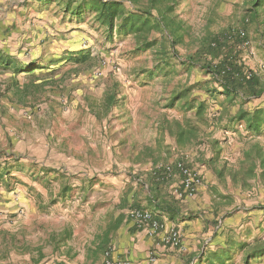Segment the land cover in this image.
Instances as JSON below:
<instances>
[{
  "label": "rangeland",
  "instance_id": "rangeland-1",
  "mask_svg": "<svg viewBox=\"0 0 264 264\" xmlns=\"http://www.w3.org/2000/svg\"><path fill=\"white\" fill-rule=\"evenodd\" d=\"M23 1L29 12V37L25 36L20 41L15 38L8 43L6 51L14 54L21 63L33 60L35 70L27 73L0 68V107L20 108L24 116L28 115L38 122L39 129L29 132L31 137L41 135L42 125L47 123L39 116L54 121L48 126V134L57 138L64 131L68 139L63 143L65 155H62V160L51 156V161L47 162L49 167L60 171L61 177L53 178L47 184L53 190L61 183H67L74 190L69 189L64 195L57 194L58 203L45 202L41 208H35V212L30 211L31 222L18 229L15 233L17 237L13 240L9 237L10 231L1 228L0 264H37L36 246L42 248L44 255L38 264H103V252H97L96 257L92 255L95 249L94 234L98 231L100 234L102 229V211L108 207L113 213L124 206L127 213L132 203L128 189H132V184L138 183V179L147 187L143 174L148 172L152 162L133 161L134 153H131L130 147L134 140L151 143L153 133L149 126L159 116L158 103L163 102L164 96L158 81L144 82L141 77L134 76L133 69L150 65L151 58L147 53L132 55L130 37L107 39L102 29L87 16L84 20H69L54 3L40 6L35 0ZM186 1L191 6V18L195 19L194 31L197 33L204 32L205 18L202 16L210 17V30L215 31L227 25V12L237 9L244 11L242 0ZM80 48L89 49L94 59L84 64L64 60L67 53ZM178 49L181 54L186 51L183 46H178ZM263 50L251 39L249 48L242 51L248 69L262 79ZM177 69L182 70V66L177 65ZM208 79L207 74L194 68L188 75L182 72L175 76L168 88L171 89L175 83L194 84L193 93L207 97L206 87L218 89V85L210 83ZM113 83H117L125 95L127 108L133 117L132 125H122L103 104L104 92ZM214 95L209 100L210 118L217 116L222 107H227V112L231 114L235 111L236 106L224 101L223 95ZM245 106L249 109L264 106V94L251 99ZM53 107L60 114L66 111V121L71 122V126L67 123V128L63 130L64 127L60 125L63 117L51 114ZM164 111L170 118L181 116L177 110ZM219 121L206 130L207 134L201 135L202 143L195 142L185 149L170 152L168 161L182 159V156L184 161L187 159L201 164L203 158L205 160L213 153L209 141L218 139L222 144L220 160L234 163L242 144L239 133L227 124V117ZM59 125L62 129L58 128ZM165 143L172 141L166 138ZM30 168L33 172L37 171L34 166ZM204 179H207L209 186L202 196L206 200L200 211L202 220L196 226L200 243H193L195 247L190 243L192 253L198 254L203 249L222 243L225 232H232L239 239L264 236V184L259 183L250 190H240L239 187L230 184L224 186L218 182L212 171ZM143 185L138 189H144ZM219 194L224 198H220ZM124 198L127 199L122 204ZM23 216L29 217L27 214ZM23 216L18 221L25 219ZM64 227L71 230L72 236L66 245L60 244L58 249L54 248L49 236L58 234ZM246 232L248 235L244 234ZM184 249L186 253L187 246ZM232 264H240V256ZM251 264H264V258L253 260Z\"/></svg>",
  "mask_w": 264,
  "mask_h": 264
},
{
  "label": "trees",
  "instance_id": "trees-1",
  "mask_svg": "<svg viewBox=\"0 0 264 264\" xmlns=\"http://www.w3.org/2000/svg\"><path fill=\"white\" fill-rule=\"evenodd\" d=\"M40 6L56 4L69 20H84L87 16L98 28L102 29L107 39L130 37L132 55L147 53L151 63L146 67L133 69L134 76L144 82L158 81L163 102L159 104V116L149 126L153 136L151 143L132 142L131 153L133 161L151 160L152 167L147 173L148 188L147 203L168 214L171 220H176L180 211L173 198L168 196V180H157L156 165L170 163V152L180 151L195 142L202 143L201 135L207 134L210 126L227 117V124L233 126L239 133L242 142L239 156L234 163L220 160L222 144L218 139L209 141L212 155L202 160V164L212 171L218 182L227 186L239 187L240 190H250L259 183L264 184V106L251 109L245 105L251 99H257L264 94V79L248 69L242 51L244 42L251 40L247 28L264 26L262 10L264 0H244V14L240 27L228 26L218 31L209 30L212 23L210 17H204L203 33L194 31L195 19L191 18V6L186 0H35ZM239 29L244 33L239 35ZM263 32V31H262ZM178 46L185 47L184 54ZM94 57L89 49L80 48L67 53L64 60L75 64H84ZM9 57L0 56V67H12L15 72L33 73V60L18 65ZM182 66V70L177 69ZM198 68L209 76L210 83H216L218 89L206 87L207 97L193 93L194 84L175 83L168 88L173 78L182 72L188 75L192 69ZM203 86V84H200ZM113 83L104 92L103 104L111 116L116 117L122 125H132L133 117L127 108L125 95ZM199 86V84L197 85ZM214 93L224 96V101L236 106L235 111L228 113L227 107L218 110V115L210 118L209 100ZM161 99H159L160 101ZM158 101V102H159ZM228 105V107H229ZM173 109L181 113L180 117H167L164 110ZM220 122V121H219ZM242 131L239 132L238 129ZM226 131V130H225ZM130 134V133H129ZM166 138L172 143H165ZM225 140V139H223ZM223 142V141H222ZM137 186L143 181L138 179ZM64 184L63 192L68 190ZM131 191V188L128 189ZM224 198L223 195H218ZM127 198H124V202ZM128 208L143 209L132 197ZM156 218V215H153ZM189 215L187 218H192ZM182 217V218H181ZM185 219L183 216L179 217ZM121 222L120 215L100 233L101 239L94 249L104 252L108 246L110 231L115 230ZM248 235V233H244ZM58 236V237H57ZM72 233L64 227L58 234L49 236L54 248L60 244L66 245ZM57 237V238H56ZM38 253L37 264L44 258L42 248L35 247ZM240 256V264H251L253 260L264 258V236L239 239L232 232H225L224 241L213 248L201 250L198 254L191 253L188 263L191 264H232Z\"/></svg>",
  "mask_w": 264,
  "mask_h": 264
},
{
  "label": "crops",
  "instance_id": "crops-1",
  "mask_svg": "<svg viewBox=\"0 0 264 264\" xmlns=\"http://www.w3.org/2000/svg\"><path fill=\"white\" fill-rule=\"evenodd\" d=\"M25 3L23 0H0V56H7L11 59V62H18V65H22L23 63L14 54L7 52L6 49L8 43L13 42L15 38V40L20 41L24 40L25 36L29 37L28 30L31 28V25L28 18L29 12L25 7ZM32 12L36 11L32 10ZM243 12L240 9L227 12V17H225L227 25L225 28L228 26L240 27ZM261 17L262 19L264 18V9L262 10ZM221 29L223 28H217L215 31ZM247 32L253 43L257 44L259 49H264V26L257 28L253 24L248 25ZM262 53H264V50ZM2 69L14 71L12 67ZM52 109L53 111L50 109L51 114H60L59 111H56L55 107ZM21 112L20 108H13L7 105L0 107V217H2L0 229H8L11 240L17 237L15 233L18 229H22L25 224L28 225L31 222L30 217L32 215L29 214L30 211L35 212V208H41L45 202L58 203L56 196L57 194H62L64 185L61 183L57 188L51 190L47 183L51 182L53 178L61 177V174L55 168L49 167L47 162L51 161V156L55 157V159L60 157V160H62V155H65L63 153V143L68 140L67 135L63 133L64 131L60 133L62 136L60 135L57 138L51 133L48 134L47 131H50V127L48 126L54 121L41 116H39L41 120L47 121L45 125H42L43 132L38 137H31L29 132L39 129V123L30 119L28 115L24 116ZM65 112L62 111L60 114L63 117V123H60L64 127L63 130L67 128L66 124L69 123L66 121L65 114L67 113ZM43 113H46V111L43 110ZM69 124L71 126L72 123L70 122ZM60 125L58 128H60ZM34 151L36 152L34 153ZM31 156L36 157L32 158ZM180 158L183 160L182 156ZM176 160L178 159L174 158L171 162ZM34 161H38L39 163ZM185 162L196 168L201 175L202 184L197 193L192 198H178L172 194L173 185L178 186L180 183V176L177 172L168 179L169 185L167 190L168 196L174 199L179 208V217L183 216L185 219L181 220L178 217L176 220H171L167 213L148 204L146 198H148L149 193L147 187L143 184L144 189L139 190L138 186H136L137 183H133L129 195L143 209L156 215V218L163 222L164 225L177 227L182 233V248L165 246L160 243L159 235L150 237L145 230L138 229L127 216L124 206H121V209L119 208L113 213L107 207L102 211L103 216L100 224L102 229L100 233L110 223H113L116 217L119 215L121 217L118 227L110 231L111 233L109 234L106 250H110L109 257L111 259H127L130 261V264H189V254L193 250L190 246L193 243H200L199 230L196 229V226L202 220L200 211L201 207H204L206 203V200L202 196L205 188L209 186L207 179L204 178L209 176L210 171L205 164H199L192 160L188 161L187 159ZM31 166H34L37 171H31ZM147 170L149 171L150 169ZM147 173L145 172L143 175L146 177ZM72 185L74 186V184ZM71 188L68 186L69 191L74 190ZM25 214L29 215V217H24L23 215ZM189 215L194 216L187 218ZM21 216L25 219L18 221V218ZM94 235L93 244L96 249L101 236L99 231ZM190 243L192 244L190 245ZM185 246H187L186 253L183 251ZM192 247H195V245L193 244ZM66 248L68 251L69 246ZM102 259L104 264V256H102Z\"/></svg>",
  "mask_w": 264,
  "mask_h": 264
},
{
  "label": "built area",
  "instance_id": "built-area-1",
  "mask_svg": "<svg viewBox=\"0 0 264 264\" xmlns=\"http://www.w3.org/2000/svg\"><path fill=\"white\" fill-rule=\"evenodd\" d=\"M239 35H244L241 29H239ZM243 44L244 47L249 48L250 41L246 40ZM155 169L158 170L156 175L157 180H168L177 172L180 176V183L178 186L173 185L172 194L178 198H192L202 184V178L198 170L182 159L156 165ZM127 216L134 222L138 229L145 230L148 236L155 237L159 235L160 243L163 245L173 248H182V233L177 227L164 225V223L155 218L151 212L141 208H129L127 210ZM1 220L2 217H0V222ZM103 256L105 264H130V261L127 259H111L109 257L110 250H106Z\"/></svg>",
  "mask_w": 264,
  "mask_h": 264
}]
</instances>
